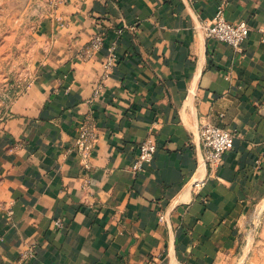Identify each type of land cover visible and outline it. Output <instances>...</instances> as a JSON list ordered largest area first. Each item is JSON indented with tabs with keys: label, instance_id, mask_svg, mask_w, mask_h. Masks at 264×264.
Segmentation results:
<instances>
[{
	"label": "crops",
	"instance_id": "0c3cea01",
	"mask_svg": "<svg viewBox=\"0 0 264 264\" xmlns=\"http://www.w3.org/2000/svg\"><path fill=\"white\" fill-rule=\"evenodd\" d=\"M221 1L0 0L27 76L0 100V264H264V0H226L241 53L204 35ZM205 122L236 133L215 170Z\"/></svg>",
	"mask_w": 264,
	"mask_h": 264
},
{
	"label": "built area",
	"instance_id": "2783aa9c",
	"mask_svg": "<svg viewBox=\"0 0 264 264\" xmlns=\"http://www.w3.org/2000/svg\"><path fill=\"white\" fill-rule=\"evenodd\" d=\"M226 2V0L221 1L211 21L209 23L205 22L202 25V29L206 38L225 43L236 53H241L242 43L249 33V27L242 21L232 24L224 19V7ZM259 32L262 35L261 41L264 42V26L259 28ZM102 44L103 36L101 34H96L89 40L87 46L79 52L78 56L83 60L90 59L101 49ZM114 50V44L107 49V57L103 63L104 74H106L113 66L115 61ZM84 124L80 127L77 139V143L80 146L84 145L85 140L91 134L88 126H85ZM198 134L204 150L205 166L209 170L217 169L220 166L222 155L233 147L236 133L217 124L205 122L199 126ZM156 149V142L151 138H146L140 142L138 153L131 165V171L133 174L141 172L144 165L149 164L152 161ZM202 184V180L194 181L193 188H199ZM158 221L165 222L164 216L160 215ZM54 225L59 227L60 220H55Z\"/></svg>",
	"mask_w": 264,
	"mask_h": 264
},
{
	"label": "rangeland",
	"instance_id": "374dc122",
	"mask_svg": "<svg viewBox=\"0 0 264 264\" xmlns=\"http://www.w3.org/2000/svg\"><path fill=\"white\" fill-rule=\"evenodd\" d=\"M2 16V15H1ZM0 21H1V26H0V36L5 38L7 37L9 34L7 32V27H9V25L7 24L6 21L3 22V19H1L0 17ZM10 47V46H9ZM15 50L18 52L17 48L14 47ZM7 49L5 46L0 45V100L3 101V99H6L7 97H9L10 95H12L16 90H18L21 86L23 82H26L27 76H23L22 72H3V69L7 68V67H20L22 62L14 63L12 65V61L11 57L13 56V52L11 53V55H9L8 58H6L7 56ZM11 50V49H10ZM262 215V211L258 210L256 211V221L255 224H258V218L260 219V216Z\"/></svg>",
	"mask_w": 264,
	"mask_h": 264
},
{
	"label": "bare ground",
	"instance_id": "6f19581e",
	"mask_svg": "<svg viewBox=\"0 0 264 264\" xmlns=\"http://www.w3.org/2000/svg\"><path fill=\"white\" fill-rule=\"evenodd\" d=\"M261 208V207H260Z\"/></svg>",
	"mask_w": 264,
	"mask_h": 264
}]
</instances>
